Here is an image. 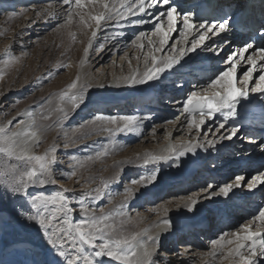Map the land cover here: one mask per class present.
I'll return each mask as SVG.
<instances>
[{
	"label": "bare ground",
	"instance_id": "bare-ground-1",
	"mask_svg": "<svg viewBox=\"0 0 264 264\" xmlns=\"http://www.w3.org/2000/svg\"><path fill=\"white\" fill-rule=\"evenodd\" d=\"M14 1L17 0H8L11 4ZM40 1L43 0H24V4H22L23 8H20V10L23 11L28 6H31V10H36L37 7H35V5ZM47 1L49 2V4H47L48 7L52 5L49 11L53 9L56 11V18L53 19L46 15L39 19L35 17L32 25L27 23L21 27V24H19L17 27H21V30L18 33L16 32L15 36L19 37L24 30L34 35L36 31L35 27L45 25L51 26L61 19L67 20L66 6H63L58 0ZM202 1L206 0H173L174 3L178 4L191 15L195 13L197 7H194L192 10H188V8L200 4ZM211 1L214 18L208 21L219 18V6L224 4H230L233 6V10H238L246 3H249L254 19L258 15L261 16L259 18L264 16V0ZM109 2H111V0H109ZM98 9L103 11L102 7L97 8V6L87 5L86 13L90 15H94L95 13L98 14ZM76 17L77 16H73L72 22L68 23L67 30L64 32L61 31V34L59 33L54 44L55 49H62L57 63L59 62V65H62L69 60L72 64V68L69 67L67 77L68 83L62 88L67 91L68 86L76 79L77 75H79L81 77V82L91 84V87L85 94L89 98V101L92 100L95 102L82 106L80 105L74 112L72 111L73 114L71 118L78 117V115L82 114L84 111L86 112L81 116L82 120H92L96 115H137L141 118L145 116L149 117V119L145 121L148 130L151 129L150 132H145L144 134L143 132L142 134L140 133L142 136L139 134V144L133 146L129 152L117 155V160L114 161H124L126 157L134 158V160L136 158H141L148 162L145 163V166L143 164V167L140 168L141 172L139 175L148 174L153 170H157L159 175V180L154 185H149L147 188H137L134 192V197L124 196V198L127 199L125 203L128 205L139 204L146 198L149 199V202L154 200L153 205L155 206L153 208H150V206L145 208V210H149L144 218L139 216L133 219L129 218L124 211L125 209H122L121 211H124V213L121 212L123 215L120 213L116 215V217L113 216L108 223L114 225L128 236L137 233H145L146 230L148 235H155L157 232H160L161 249L164 241H168L167 246H165L166 249H168L170 244H174L176 239H182L183 244L180 249L186 257L189 256L188 258L192 259V264H232L233 258L229 257L228 259H222L221 253H226L228 247L233 246H227L224 249H219V247H217L215 249L217 255L214 257L212 255L214 249L211 241L217 239L222 233L239 231L240 226L247 222L251 214L256 211L257 206H264V185H257L255 189L248 190L246 184L243 189H235V194H230V198H225L223 196L213 197L209 200L201 198L199 203L194 206V211L191 213L187 212L186 208L182 206L177 208V205H183L188 202L187 197L189 196L196 199L195 194L201 192V189L205 188L208 184L223 185L227 182L228 179L226 176L228 174H219L221 173L220 171L224 169L241 171V173H244L247 177L249 175L248 173H250L249 171H253L254 168L256 171L258 170V163L249 161H251V159L253 161L259 159L261 148L264 147V138L261 137L260 133V131H264V94L250 92L248 99H241L237 104L236 115L229 119L223 129L213 135V132L223 120V117L217 114L216 118L213 120L206 121V124L202 126L201 134L197 136L194 128L189 131L187 127V114L181 113L182 102L186 99L190 91H199L201 86L207 82V78L212 76L213 70L218 67L217 63L220 57L213 53L197 49L196 52L189 53V56L185 57V61L187 62L185 63L182 61L184 67L181 68L178 73L161 81L148 82L144 85L129 84L124 82V77L132 76L136 72L143 73L146 70L144 53L148 51L147 46L144 50H141L135 46H131L132 44L130 46L129 44L127 45V41L124 37L128 38L130 35L128 36L124 33L118 37L108 36V32L114 30V27H111V21L95 29L94 21H90L91 27H84ZM259 18L257 21H260ZM85 19L87 20V16H85ZM130 19L135 20L137 17H130ZM177 26L182 27V20L177 21ZM93 29L96 30L95 37H99L101 40L100 43L102 44H100L97 50L93 49L95 51L93 55L90 54L92 50L90 48L86 56L84 48L87 47L90 38H95L91 35ZM119 29L122 31H129L128 33L133 31L150 33L148 31L152 29V25H134L131 28H124L123 26ZM73 34H75V39L73 38ZM14 37H11V39L14 40ZM108 37H110V40L107 42ZM179 39V31L173 32L169 43H175V41ZM189 39L191 40L192 37H189ZM228 40L231 42L232 49L237 48L246 40L252 42L250 37L240 39L239 35L233 32L228 34ZM12 43L13 41L8 47V50H10ZM144 43L147 45L146 40ZM257 45H264V41ZM131 53L132 55L130 56ZM90 55L92 56L91 58ZM156 55L159 57L161 53H157ZM137 57H139V59H137ZM52 60L53 57L49 58L48 64L51 63ZM243 63L246 67V61ZM147 65L149 67L151 66L150 60L147 61ZM219 67L223 66L219 65ZM243 70L244 68H241V72ZM256 73L260 72L257 71ZM256 73H254V75ZM46 74H48V72ZM45 75L42 76V78L45 77ZM40 82L41 80L36 81L34 87L38 86ZM249 87L251 86L249 85ZM72 91L74 92L76 90L73 89ZM3 100L4 99H2V101ZM28 109L32 110V116L26 114L21 115ZM35 110L36 108L20 107L11 115L4 114L1 111L0 126L9 128L10 132H16L23 127L19 125V121L23 120L32 125V130L38 128L42 129L43 120L37 117ZM178 116L180 117L179 120L176 119ZM241 119H243V121H240ZM168 121H174V123H168ZM232 127L238 129L236 136H234L232 140L220 139L222 136L229 134ZM44 134L45 133L40 137L39 144L44 139ZM68 138L66 134L58 136L52 134L50 145H57V151L59 152L60 150H69L72 146L71 143L68 148L63 147V144ZM208 139H220V143L215 145L214 148H209L206 142ZM189 143L200 144L203 145V147H197L194 153L186 152L184 156L179 158L172 155V158L168 161L151 160V156L153 155H167V149L170 146H175L179 150ZM252 143L254 144L252 145ZM35 150L36 148L33 149V154ZM4 160L6 161L7 158L4 157ZM11 163L19 164L20 162L13 160ZM21 167H23L22 164ZM260 188L261 190L256 192V190ZM28 191L32 195H47L40 189L34 187L29 188ZM88 196H91V194ZM17 197L18 195H14L4 185L0 184V208L3 210L14 209L20 221L24 223L32 222L27 219V213L22 214L20 212L22 206L20 201L17 202ZM93 197H96V195L91 197L90 203L86 202L92 204L93 200H98V198L93 199ZM180 197H184L185 199H180ZM166 198L167 200H165ZM115 199L116 198H114V200ZM244 204L256 206L253 207L252 211L247 213L248 210L246 208L248 207H243ZM51 207L52 206H50V208ZM154 208L155 211H152ZM164 209H167V213H165ZM78 218H81V216L79 215ZM76 219L77 217L73 215V220L75 221ZM164 220H169L171 227L157 228L155 226L158 221L162 222ZM3 222H7L5 217H0V224L2 226L5 225ZM2 226H0V264H37L32 261L35 255L25 248H14L9 251L4 250L7 244L23 240L22 237L28 238L30 236L29 233H19L16 232V230L10 229L7 231L6 228L1 229ZM254 228L255 225H253V229ZM6 232L7 234H5ZM196 238L201 242L196 243ZM226 239H232V237L229 236ZM202 242L206 244L207 248L211 249L208 253L202 251ZM38 243L41 244V246H45L42 245L40 241ZM46 247L48 253L49 246L47 245ZM186 249L187 251H185ZM42 250L43 248H41L37 254H41ZM171 254L172 252L169 253L168 256L170 255L169 257L171 258L174 257L171 256ZM51 259L52 257L48 255L47 264ZM103 259L106 261V264H115V262H109L107 257ZM182 261V263H184L187 260L183 259ZM235 264H240L238 259L235 261ZM261 264H264V261H262Z\"/></svg>",
	"mask_w": 264,
	"mask_h": 264
},
{
	"label": "snow or ice",
	"instance_id": "snow-or-ice-1",
	"mask_svg": "<svg viewBox=\"0 0 264 264\" xmlns=\"http://www.w3.org/2000/svg\"><path fill=\"white\" fill-rule=\"evenodd\" d=\"M58 2L66 6V23H71L73 16H77L84 27H91L90 21H94L95 29L111 20H115L119 27L126 24L152 25L150 33L139 31L131 40V44L138 49L144 50L147 46L148 51L144 53L146 70L143 73L136 72L132 76L124 77L126 83L144 85L166 79L178 73L184 67L182 61L187 62L185 57H188L189 53L196 52L197 49L220 57L219 64L223 67L218 66L201 89L190 91L182 102L181 113L187 114V127L189 131L194 128L197 136L201 134L202 126L206 124V121L213 120L217 114L222 116L223 120L213 135L223 129L229 119L236 115L237 104L241 99H248L250 92L264 94V63H261L264 62V45H257L246 40L237 48H231L228 34L233 32L234 28L230 4L219 6L218 19L201 20L197 23L191 14L173 0H111V2L109 0H58ZM85 2L88 5L102 7L103 11L90 15L83 11ZM49 8L51 9L52 5H49ZM45 11L48 17L56 18L57 13L54 9L51 11L45 9ZM8 15L14 17L17 13L13 11ZM35 15L39 17L41 14L36 12ZM130 17H137V19L131 20ZM178 20H182V27L177 26ZM95 29L91 33L92 37L96 36ZM176 31H179L180 39L170 44L171 34ZM257 34L258 38L264 41V23L260 25V29H257ZM189 37L192 39L190 40ZM73 38L75 39V34ZM145 40L147 45L144 43ZM91 47L92 39L90 38L87 47L84 48L86 56ZM9 52L10 50L6 51L7 58L3 60L5 67L17 60L16 57L10 56ZM157 53L161 55L158 57ZM149 60L150 67L147 65ZM245 61L246 67L243 63ZM68 66L64 65V67ZM241 68H244L242 73ZM257 71L261 74L255 78L254 86L249 87ZM90 87L91 84L81 82V77L77 75L68 86V90L61 95V100L67 97L74 111L85 101V93ZM73 89L76 91L73 92ZM56 111L67 118L68 113L62 107L57 106ZM25 114L32 116V110H25L21 115ZM42 119L50 120L51 113L43 115ZM142 119L147 120L149 117L96 115L87 123L96 125L97 122L101 124L107 122L115 125L114 128L102 127L101 129L115 136L117 132L136 133ZM176 119L179 120L180 117ZM168 123H174V121H168ZM19 125L23 127L16 132H10L9 128L0 126V184L14 195L26 198L25 203H28V207H21L20 212L27 213V219L33 221L41 231L49 246L48 255L52 257L48 264H106L103 259L105 257L115 264H175V261L167 258V251L161 250L160 232L148 235L146 230L145 233L125 235L120 229L107 223L110 214H104V209L100 208L102 215L97 217L96 209L90 208L84 199L76 201L79 204L81 219L74 221L72 214L75 209L70 206L73 202L67 197V190L55 191L47 196L30 194L28 191L30 186L56 185L61 182L57 179L58 176H66L70 179L77 173L72 170L65 174L55 169L54 166L58 163L55 144L50 146L43 155L33 154V149L39 146L40 137L45 131L54 128V125L36 130H32V125L23 120L19 121ZM237 132L238 129L232 127L229 134L220 139L232 140ZM220 139H208L206 141L208 147L214 148L220 143ZM63 147L68 148L69 143L65 142ZM197 147H203V145L189 143L179 150L175 146H170L167 149V155H153L151 160L168 161L172 155L179 158L186 152L194 153ZM261 151H264V147ZM4 157L7 158L6 161ZM13 160L20 163H11ZM71 160L75 161L76 157H71ZM147 162L145 160V163ZM158 180V171L153 170L148 174H140L128 183L137 188H147ZM101 183L105 188L108 187L107 181ZM245 183L248 190L255 189L257 185H264V171H258V174L251 179H248L245 174H236L223 185L208 184L201 189V192L195 194L196 199L189 196L188 202L183 205L178 204L177 208L182 206L191 213L201 198L204 200L219 196L230 198V194H235L234 190L237 188L243 189ZM93 191L96 192V197L93 199L99 198L100 190ZM124 195L134 197V189L126 187ZM180 199L185 198L180 197ZM152 211H155V208ZM164 211L167 213V209ZM253 225H255L254 229ZM155 226L168 228L171 227V223L169 220L158 221ZM229 236L232 239H226ZM211 244L214 257L217 255L215 251L217 247L224 249L227 246H233L228 247L226 253H221L222 259L232 257V264H235L237 259L240 264H261L264 261V206H257L256 211L251 214L246 223L240 226L239 231L222 233L217 239H213ZM177 255L183 256L184 253Z\"/></svg>",
	"mask_w": 264,
	"mask_h": 264
},
{
	"label": "rangeland",
	"instance_id": "rangeland-1",
	"mask_svg": "<svg viewBox=\"0 0 264 264\" xmlns=\"http://www.w3.org/2000/svg\"><path fill=\"white\" fill-rule=\"evenodd\" d=\"M22 4H24V0H17L12 4L9 3L8 0H0V76H2V78H0V112L2 111L4 114L11 115L20 107H31L36 108L35 112L37 113V117L41 119L43 115L51 113L50 120L42 119V129L48 125H54L55 127L44 132L45 137L36 148L34 154L43 155L47 148L51 146L50 139L52 138V134H55V136L66 134L67 138H69L65 142L69 144L71 143L72 146L69 150H60V152L57 151L58 163L54 167L58 172H63L65 174L72 170H75L77 173L75 177L70 179L66 176H58L57 179L61 182L56 185H47L42 187L37 184L30 186L29 188H38L47 195H51L55 191L67 190L66 195L73 202L70 206L75 209L72 215L77 217L76 220L81 219L78 218L80 215L79 204L76 203L79 199H84L85 203L89 205V207L93 205L90 208L96 209L95 215L97 217L102 215L99 209L103 208L104 214H110L109 220H111L113 216L116 217V215H119L121 212L124 213V211L129 218L133 219L138 216L144 218L148 214L149 210H145V208L147 206L153 208L155 206L153 205L154 200L150 201V204L149 199L146 198L139 204L128 205L125 203L127 199L124 198V190L126 187H132L134 192L136 191L137 187L135 185H130L128 182L138 177L141 172L140 168L143 167V164L145 166V161L141 158H136L134 160V158L129 157H126L124 161L114 160H117V155L129 152L133 146L139 144L142 132L143 134L145 132L149 133L151 129L148 130L146 121L142 119L140 127L136 133L117 132L116 135L113 136L108 131H103L101 129L102 127L114 128L115 125L108 124L107 122H104L103 124H101V122H97L96 125L88 124L87 121H90V119L82 120L81 118L86 111L78 115L76 118H71L74 112L71 108V102L66 97V99L64 98V100H61V95L66 91L62 87L68 83L67 77L69 67L72 68V64L69 60H67L62 65H59V62L57 63V61L60 57L62 49L54 48L56 37L61 31L64 32L67 30L68 23H65L66 19H61L51 26L45 25L35 27L36 31L34 35L24 30L22 35L17 37L15 34L16 32H20V28L23 25L27 23L32 25L35 17L38 19L45 17L47 15L45 9L49 10L47 5L49 2L47 0L37 2L35 5V7H37L36 10H31V6H28L26 8L28 11L26 12L20 10V8H23ZM87 5L88 4L85 2L84 12L87 11ZM13 11L17 13V15L10 17L8 14ZM36 12H40L41 15L37 17L35 15ZM98 12H100L99 9L97 13ZM76 19H79V17H76ZM19 24H21L20 28L17 27ZM110 24L111 27H114V30H110L108 32V36L118 37L123 33L128 36L130 35L128 38L124 37L127 41L126 44H129L130 46L131 40L135 37L138 31L130 32L132 34L128 33L129 31H122L119 29L122 27L117 26V22L115 20H111ZM132 25L133 24H126L124 28H131L134 26ZM11 37H14V40H12ZM110 37H108L107 42L110 40ZM12 41L13 43L10 48L9 55L16 57L17 60L15 63H11L9 66L5 67L3 60L7 58L5 53L8 51V47ZM100 42L101 40L99 37L92 39V44H94L91 47V55H93L95 52L94 50H97L100 44H102ZM91 55L90 58L92 57ZM131 55L132 53L130 56ZM52 57L53 60L48 64V59ZM64 65L69 66L64 67ZM217 65H220L219 61ZM45 72H48V74ZM260 74L261 73H256L254 78H258ZM44 75L45 77L43 78L45 79L42 78ZM39 80H41L39 85L34 87L35 82ZM254 84L255 79L250 81L251 87L254 86ZM2 99L4 100L2 101ZM88 99L89 98L85 94V101L81 104V106L95 102L92 100L89 101ZM57 106L62 107L64 111L68 113L67 118H64L62 113L56 111ZM81 125H84V127H81ZM73 156L76 157L75 161L71 160V157ZM259 156V159L255 161L251 159V161H249L258 163L257 167L259 168L257 171L255 168L253 171H249L250 173H248V179H251L252 176L258 174V171L264 170V152L261 151ZM220 172V175L228 174L226 176L228 181L236 174H244L241 173V171L238 172L233 169H224ZM77 181H79V183H77ZM102 181L108 182L107 188L103 186L101 183ZM94 189L100 190V197L96 201L93 200L92 204H89L91 197L96 195V192L93 191ZM260 190L261 188L256 190V192H259ZM90 194L91 196H88ZM114 198L116 199L114 200ZM17 199V202L20 201L22 207H28V203H25V197L18 196ZM165 200H167V198ZM255 206L256 205L244 204L243 207H248L246 209L248 210L247 213H249ZM122 209L125 210L121 211ZM14 211V209L3 210L0 208V217H5V220L7 221L6 223L3 222L5 223L4 226L0 224V226H2L1 229L6 228L7 231L9 229L16 230V232L19 233L26 232L29 233L30 236L28 238L22 237L23 240H18L16 243L7 244L4 250L9 251L14 248H25L35 255L32 261L37 264H47V244L42 233L39 231L38 226L33 221L29 223L20 221ZM123 213H121V215H123ZM5 234H7V232ZM39 241L45 246H41V244L38 243ZM195 241L196 243L201 242L198 238H196ZM167 243L168 241H164L161 250L167 251L168 254L172 252L171 256L174 257L171 258L169 255L167 257L168 259L175 261V264H192V259L188 258L189 256L186 257L185 255H177L178 253H183L180 249L183 244L182 239H176L174 244L171 243L168 249L165 247L167 246ZM201 244L202 251L204 253H208L211 250L207 248L206 244L203 242ZM41 248H43L41 251L42 253L38 255L37 253L41 250ZM183 259L187 261L182 263Z\"/></svg>",
	"mask_w": 264,
	"mask_h": 264
}]
</instances>
